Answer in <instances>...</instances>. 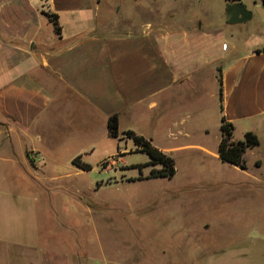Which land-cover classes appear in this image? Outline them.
Segmentation results:
<instances>
[{
	"label": "crops",
	"instance_id": "obj_1",
	"mask_svg": "<svg viewBox=\"0 0 264 264\" xmlns=\"http://www.w3.org/2000/svg\"><path fill=\"white\" fill-rule=\"evenodd\" d=\"M243 3L252 17L231 23L226 0H0V152L109 136L117 114L120 136L133 130L171 157L220 161L221 134L213 146L205 137L225 117L233 140L257 135L244 158L262 168L264 1ZM226 240L218 264L258 263L255 247ZM74 255L0 235V264H74Z\"/></svg>",
	"mask_w": 264,
	"mask_h": 264
},
{
	"label": "rangeland",
	"instance_id": "obj_2",
	"mask_svg": "<svg viewBox=\"0 0 264 264\" xmlns=\"http://www.w3.org/2000/svg\"><path fill=\"white\" fill-rule=\"evenodd\" d=\"M104 132L0 152V235L65 248L74 264H218L229 237L264 264V166L251 152L246 169L177 152L172 178H148L161 165L140 168L150 156Z\"/></svg>",
	"mask_w": 264,
	"mask_h": 264
},
{
	"label": "trees",
	"instance_id": "obj_3",
	"mask_svg": "<svg viewBox=\"0 0 264 264\" xmlns=\"http://www.w3.org/2000/svg\"><path fill=\"white\" fill-rule=\"evenodd\" d=\"M227 1V14L228 20L231 23H239L249 20L252 17V12L247 9L243 0H226ZM264 1V0H263ZM50 20L55 25L57 33H61V27L58 23V16L53 13H48ZM222 97V90L220 88V99ZM221 141L219 144V156L220 158L230 164L236 165L242 169L247 168V163L244 158L246 150L250 147H255L259 144L257 135L252 132L245 134L244 140H233L234 125L227 121L225 117H222L221 124ZM108 134L111 137L119 138V123L118 115L114 114L109 117L108 120ZM127 138L133 139L135 144L139 147L138 150L147 153L150 156V160L146 163L140 164V168L144 166L161 165L159 169H151L148 178L154 177H169L172 178L176 172V161L173 157L156 147L152 141L143 135L137 134L133 130H127L123 133ZM79 158L74 160L78 166H82L86 169L91 168L90 165H83L79 162ZM79 163V164H78ZM139 178H143L138 177Z\"/></svg>",
	"mask_w": 264,
	"mask_h": 264
},
{
	"label": "water",
	"instance_id": "obj_4",
	"mask_svg": "<svg viewBox=\"0 0 264 264\" xmlns=\"http://www.w3.org/2000/svg\"><path fill=\"white\" fill-rule=\"evenodd\" d=\"M262 8V7H261Z\"/></svg>",
	"mask_w": 264,
	"mask_h": 264
}]
</instances>
